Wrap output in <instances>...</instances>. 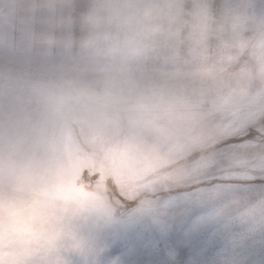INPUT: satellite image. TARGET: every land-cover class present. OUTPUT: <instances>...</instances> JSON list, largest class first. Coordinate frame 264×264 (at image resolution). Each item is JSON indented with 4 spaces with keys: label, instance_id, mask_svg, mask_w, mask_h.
<instances>
[{
    "label": "rangeland",
    "instance_id": "1",
    "mask_svg": "<svg viewBox=\"0 0 264 264\" xmlns=\"http://www.w3.org/2000/svg\"><path fill=\"white\" fill-rule=\"evenodd\" d=\"M184 7L249 16L243 34L210 38L212 52L264 23V0ZM47 21L40 11L26 23L50 32ZM17 37L0 32V64L6 55L37 63L0 77V105L20 98L0 113V168L14 166L32 195L0 172V203L17 201L33 228L0 241V264H264V85L252 81L246 95L218 88L215 69L187 49L174 65L112 63L41 44L14 49ZM251 68L245 57L234 71ZM38 88L83 122L38 126L22 110Z\"/></svg>",
    "mask_w": 264,
    "mask_h": 264
},
{
    "label": "clouds",
    "instance_id": "2",
    "mask_svg": "<svg viewBox=\"0 0 264 264\" xmlns=\"http://www.w3.org/2000/svg\"><path fill=\"white\" fill-rule=\"evenodd\" d=\"M40 11L48 13L47 22L52 31L37 32L27 25L26 20ZM248 20L247 14L236 12L225 13L220 18L210 16L203 9L188 12L184 0H89L88 7L78 15L74 14V0H0V32L18 33L12 43L14 49L41 44L63 49L69 58L103 57L116 63L155 57L168 65L180 62L182 50L187 49L190 55L202 57L215 69L211 79L218 88L230 87L241 95L248 93L252 81L264 85V23L255 33L232 43L224 42L214 52L208 50L206 42L226 33L243 34ZM245 57L251 61L252 68L235 72ZM2 59L0 77L4 78L14 71L29 75L37 63L15 55ZM0 88L6 93V84H0ZM19 99L15 97L0 105V113L7 115L5 110ZM22 105V110L35 113L38 126L57 119L61 128L83 122L82 118L66 115L60 105H53L41 88L25 96ZM45 139L41 135L35 144L43 146ZM0 172L17 184L21 196L32 195L20 187V173L14 166L0 168ZM37 206H44L42 199L37 201ZM0 215L3 216L0 241H12L32 231L33 225L23 219L17 201L0 203Z\"/></svg>",
    "mask_w": 264,
    "mask_h": 264
},
{
    "label": "trees",
    "instance_id": "3",
    "mask_svg": "<svg viewBox=\"0 0 264 264\" xmlns=\"http://www.w3.org/2000/svg\"><path fill=\"white\" fill-rule=\"evenodd\" d=\"M87 1L88 0H74V12L75 13L83 12L88 7Z\"/></svg>",
    "mask_w": 264,
    "mask_h": 264
},
{
    "label": "built area",
    "instance_id": "4",
    "mask_svg": "<svg viewBox=\"0 0 264 264\" xmlns=\"http://www.w3.org/2000/svg\"><path fill=\"white\" fill-rule=\"evenodd\" d=\"M81 180L84 182V181H87V176H83L82 178H81Z\"/></svg>",
    "mask_w": 264,
    "mask_h": 264
}]
</instances>
